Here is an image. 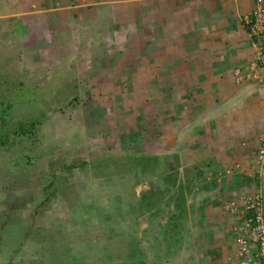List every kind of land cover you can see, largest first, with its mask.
Returning a JSON list of instances; mask_svg holds the SVG:
<instances>
[{
    "label": "rangeland",
    "instance_id": "rangeland-1",
    "mask_svg": "<svg viewBox=\"0 0 264 264\" xmlns=\"http://www.w3.org/2000/svg\"><path fill=\"white\" fill-rule=\"evenodd\" d=\"M9 39L0 38V264L205 259L211 172L184 166L182 140L173 144L183 105L135 89V75L91 91L70 82L77 71L23 73L10 66L19 49ZM33 121V133L16 134ZM140 156L157 160L142 171Z\"/></svg>",
    "mask_w": 264,
    "mask_h": 264
},
{
    "label": "crops",
    "instance_id": "crops-1",
    "mask_svg": "<svg viewBox=\"0 0 264 264\" xmlns=\"http://www.w3.org/2000/svg\"><path fill=\"white\" fill-rule=\"evenodd\" d=\"M253 2L0 0V38L9 33L15 40L8 48L19 49L10 66L23 73L77 71L70 82L91 91L123 84L112 75L138 76L135 89L167 91L168 100L183 105L173 144L182 140L177 147L184 166L216 173L242 163L233 181L212 183L207 193L205 215L212 226L204 231L212 241L205 259L184 255L170 264H232L233 217L223 211V199L257 187L264 192L252 177L264 174V166L253 163L264 132V85L237 82L235 74L247 72L252 59L246 17Z\"/></svg>",
    "mask_w": 264,
    "mask_h": 264
},
{
    "label": "built area",
    "instance_id": "built-area-1",
    "mask_svg": "<svg viewBox=\"0 0 264 264\" xmlns=\"http://www.w3.org/2000/svg\"><path fill=\"white\" fill-rule=\"evenodd\" d=\"M246 26L251 36L253 55L247 72L236 70L237 82H258L264 85V0H255L251 14L246 17ZM253 163L264 166V132ZM242 163L226 169V172L207 173L205 179L216 187L233 181L235 171ZM256 182L264 186V174L254 173ZM222 209L233 217L231 231L234 235V251L229 255L232 264H264V192L253 188L239 195L228 193Z\"/></svg>",
    "mask_w": 264,
    "mask_h": 264
},
{
    "label": "trees",
    "instance_id": "trees-1",
    "mask_svg": "<svg viewBox=\"0 0 264 264\" xmlns=\"http://www.w3.org/2000/svg\"><path fill=\"white\" fill-rule=\"evenodd\" d=\"M253 1H255V0H253ZM253 6H254V2H253ZM31 124H32V127H29V128H26L25 129V127L24 128H21V129H17L16 130V134L17 135H19V134H28V133H33L34 131H33V128L35 127V125H36V121H33V122H31ZM30 124V125H31ZM25 129V130H24ZM0 142L2 143V144H5V140H1L0 139ZM138 160H139V166H140V169L142 170V171H146V169H147V162L148 161H152V160H157V158H155V157H151V156H149V157H146V156H140V157H138L137 158ZM85 163H83V165H84ZM69 167V169H72V168H75V167H77V165H74V164H72V165H69L68 166ZM182 194H183V196H184V192L182 191ZM182 196V197H183ZM148 197V196H147ZM185 197V196H184ZM9 264H14V262H9Z\"/></svg>",
    "mask_w": 264,
    "mask_h": 264
}]
</instances>
